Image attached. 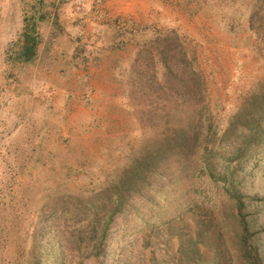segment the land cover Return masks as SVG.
I'll use <instances>...</instances> for the list:
<instances>
[{"label":"rangeland","instance_id":"rangeland-1","mask_svg":"<svg viewBox=\"0 0 264 264\" xmlns=\"http://www.w3.org/2000/svg\"><path fill=\"white\" fill-rule=\"evenodd\" d=\"M16 1L0 0V21ZM125 2L117 14L112 0L17 7L23 28L0 43V264L27 262L62 197L114 187L156 146L191 136L199 119L200 155L211 150L228 160L222 175L235 183L209 193L214 184L203 177L212 165L191 170L195 206H184L167 247L151 243L159 253L153 262L184 240L197 264H264V168L231 142L264 101V0ZM37 11L46 17L42 42L43 33L49 40L33 63L9 68L25 17Z\"/></svg>","mask_w":264,"mask_h":264},{"label":"trees","instance_id":"trees-1","mask_svg":"<svg viewBox=\"0 0 264 264\" xmlns=\"http://www.w3.org/2000/svg\"><path fill=\"white\" fill-rule=\"evenodd\" d=\"M32 10H36L35 5ZM45 21L38 11L26 15L24 29L10 54L9 68L36 60L42 43L40 24ZM173 76L176 79L174 71ZM177 76L181 77L180 73ZM257 112L259 118L253 124L247 118L235 128L231 142L242 145L246 162L252 160L259 169L264 168V101ZM202 122L199 119L191 136L182 134L137 159L115 180L114 187L62 197V204L56 205L51 215L48 213L54 222L46 215L41 230L34 235L25 264H84L87 259L97 264H197L195 249L184 240H176L178 249L170 254L160 250L162 260L155 263L153 258L159 253L150 245L165 242L167 247L177 237L172 228L184 215V206H195L191 199L189 203L191 170L201 173L205 172L204 164L212 165V173L203 177L214 184L209 193L215 190L219 195L222 185L228 193L234 186L235 178L222 175L230 172L228 160L220 163V156L211 150L200 155L203 146L198 148V131L203 129Z\"/></svg>","mask_w":264,"mask_h":264},{"label":"crops","instance_id":"crops-1","mask_svg":"<svg viewBox=\"0 0 264 264\" xmlns=\"http://www.w3.org/2000/svg\"><path fill=\"white\" fill-rule=\"evenodd\" d=\"M54 1H57V0H54ZM112 1L114 2V5H113V3H110V4L108 3L107 6L112 5L114 7V9L112 11V13H114V14L121 12V8H120L121 3H122L123 7H126V4H127L125 2L126 0H112ZM52 2H53V0H52ZM19 3H21L20 4V7H21L22 0H17L16 4L14 6L9 5L7 7V9H5V11H4L5 15H4V13L2 14L4 16H3L2 20L0 21V43L1 42L6 43V44L11 43L16 38L18 33L21 31V29L23 28L24 18H23V13H22L21 9H20V15L18 17L15 14L17 11L19 12V10H18L19 8H17V7H19ZM116 3H118V4H116ZM135 8H136V5H131L130 11H127L126 8H124V11L131 12V14L134 16L137 13V10H135ZM43 35H44V40H43L40 48L44 47L49 40V39H47L49 37L48 33L47 34L43 33ZM45 36H46V40H45ZM0 47H2V46H0ZM3 48H5V47H3Z\"/></svg>","mask_w":264,"mask_h":264}]
</instances>
